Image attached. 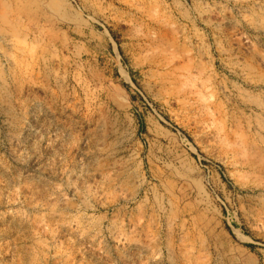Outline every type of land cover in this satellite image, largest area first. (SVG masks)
Here are the masks:
<instances>
[{"label":"rangeland","instance_id":"rangeland-1","mask_svg":"<svg viewBox=\"0 0 264 264\" xmlns=\"http://www.w3.org/2000/svg\"><path fill=\"white\" fill-rule=\"evenodd\" d=\"M0 264H264V0H0Z\"/></svg>","mask_w":264,"mask_h":264}]
</instances>
